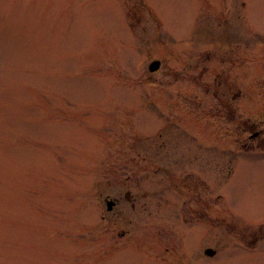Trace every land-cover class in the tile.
<instances>
[{"label":"rangeland","instance_id":"rangeland-1","mask_svg":"<svg viewBox=\"0 0 264 264\" xmlns=\"http://www.w3.org/2000/svg\"><path fill=\"white\" fill-rule=\"evenodd\" d=\"M263 30L264 0H0V264H264L262 144L231 123L264 135Z\"/></svg>","mask_w":264,"mask_h":264},{"label":"flooded vegetation","instance_id":"flooded-vegetation-1","mask_svg":"<svg viewBox=\"0 0 264 264\" xmlns=\"http://www.w3.org/2000/svg\"><path fill=\"white\" fill-rule=\"evenodd\" d=\"M224 34L222 35V39H224L223 42H227L229 40V34H228V29L225 28ZM255 44L260 45L262 48H264V30L262 31V35L259 38L258 41H255ZM241 45L240 43H236L235 46H239ZM225 58L222 57V59H220V64H221V71L218 72H214L213 73V79L217 81V78H222L223 74L229 75L232 69L235 70H239L240 66L239 63H241V58L238 57L237 52L235 51V56L234 57H230V56H224ZM204 58L198 57L196 59L194 58H190L189 62H187V64L189 66L183 67V71L184 73L186 71H190L192 73H198L199 77L204 76L206 73H208V69L205 65V63L207 61L203 60ZM206 60V59H205ZM162 64V63H161ZM160 64V65H161ZM239 66V69H238ZM161 68V66H160ZM199 70V71H198ZM186 74V73H185ZM224 81H218L214 87V89L212 90V97L214 99V110L216 112H219V116L222 118L225 117V119L227 118V114H230L233 117V112L234 110L237 111V103L242 99V92L241 89H239V85L237 83V81H234L233 83H229V85L227 84L226 78H224ZM198 81V80H197ZM196 81V82H197ZM234 88V89H233ZM234 90V92H233ZM176 99L177 104L179 103L180 106H178V108L182 107L180 110L186 111L187 113H189L190 111H192L193 109H195V107H197L199 104L195 103V100L192 101V99H190L189 96L185 95V93H181L179 92V90L177 89V91L175 90L174 93ZM239 121H241V119H239ZM237 119V116L234 115V118L231 120V123H234L235 127H236V132L239 130V132L241 133L240 137L237 138L238 142V148L237 151L240 150H246L249 151L251 150V148L253 149V145H249V144H264V135L262 131H253V127L250 128L248 131V135L246 137V140H243V129H242V125L243 123H240ZM258 146V145H257ZM251 147V148H250ZM127 202H131L132 207L134 208V198H132V196L130 194H127L125 197ZM117 203V202H116ZM196 203L201 207L204 208V213L202 214L205 217V213L208 214V210L206 208H208L207 203L202 201V199H197ZM185 204H188L187 201L185 202ZM206 205V206H205ZM141 206L143 207L144 211H146V206H147V202L144 200L141 203ZM188 217L186 215H183L181 217V222L183 225L189 224V220L187 219ZM185 239V238H183ZM183 247H184V243H183ZM184 249H186L184 247ZM189 251L186 249V255L188 256ZM178 256V255H177ZM182 257V255H179ZM191 258H192V253H191ZM186 259L188 260V258L186 257Z\"/></svg>","mask_w":264,"mask_h":264},{"label":"water","instance_id":"water-1","mask_svg":"<svg viewBox=\"0 0 264 264\" xmlns=\"http://www.w3.org/2000/svg\"><path fill=\"white\" fill-rule=\"evenodd\" d=\"M156 65H157V63H153V64L151 65V70L156 69ZM112 204H113V202H108V203H107L108 209H110V208L112 207ZM210 254H213V252L210 253Z\"/></svg>","mask_w":264,"mask_h":264}]
</instances>
